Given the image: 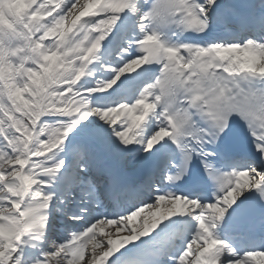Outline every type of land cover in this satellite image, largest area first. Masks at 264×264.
<instances>
[{"label": "snow or ice", "instance_id": "snow-or-ice-1", "mask_svg": "<svg viewBox=\"0 0 264 264\" xmlns=\"http://www.w3.org/2000/svg\"><path fill=\"white\" fill-rule=\"evenodd\" d=\"M0 264H264V0H0Z\"/></svg>", "mask_w": 264, "mask_h": 264}]
</instances>
